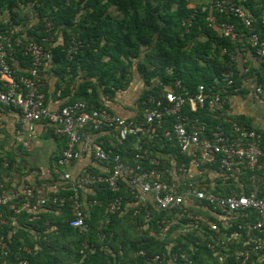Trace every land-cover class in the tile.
Listing matches in <instances>:
<instances>
[{"label":"trees","instance_id":"1","mask_svg":"<svg viewBox=\"0 0 264 264\" xmlns=\"http://www.w3.org/2000/svg\"><path fill=\"white\" fill-rule=\"evenodd\" d=\"M197 1L202 0H0V11L8 10L12 13L11 21L1 28L6 29L13 23L20 24V21H16L18 14L14 9L20 4H32L39 21L23 40L37 42L52 51V63L60 66L62 73L67 74L66 71L71 70L73 80L71 84H67L68 95L76 77L88 78L79 85L72 103L84 101L90 107L104 109L96 102L98 88L102 89L104 95L114 96L130 83L129 76H132L133 68L147 85L140 103L151 95L163 99V92L167 88L176 89L177 82L190 93H196L200 85L207 88L220 87L222 75L228 70L235 72L236 87V57L241 52V44L220 35L218 29L209 26L207 17L210 3L214 0H203L201 3ZM235 1L254 15L257 32L264 38V25L260 20L264 0ZM193 3H196L195 6H192ZM214 13L220 22L235 23L239 33H247L234 16ZM47 24L52 27L50 32H47ZM56 31L63 32V43H58ZM73 39L81 44L74 54L70 53ZM246 46V50L256 55L249 43ZM15 59L23 68L17 74H27L30 57L23 55V50L17 48ZM79 66L86 73L85 76L78 75ZM90 90H93L92 94ZM63 94L65 95L64 89ZM185 111L189 113V110ZM189 114L200 118L205 125L204 134L208 138L222 124L221 112H211L208 107ZM225 128L229 130V126L226 125ZM159 139H156V146L162 144L168 151H180L174 142ZM114 141L116 147L112 152L129 159V163L136 166L135 138L129 137L125 141L118 138ZM109 148L111 146L108 144L104 147L106 151ZM144 148L155 153V148L149 144H145ZM8 161L9 166L5 168L4 159L0 157V173L13 170V162ZM146 161L143 158L141 165L149 169ZM210 167L221 172L218 165ZM247 178L249 179V175ZM1 184L5 189L10 187L9 184ZM93 187L97 193L92 199L97 205L90 213L88 229L83 231L68 225V221L73 218L69 210L63 209L64 212L60 215L55 213L56 209L50 210L51 206L56 208L52 202L46 211L37 214L29 209L16 213L15 210L21 207V198L0 205V219L6 221L0 225V233L9 245L7 254L0 251V264H20L22 260H26L28 264H157L152 261L156 255L169 257L172 254H185L192 264H241L233 251L226 255L224 261L214 255L211 244L218 245L213 242L207 226L197 224L195 220L177 222L176 212L161 211L153 207H150L148 217L143 210L135 215L137 207H131L132 199L129 195L126 196L125 191L122 192L126 196L122 211L109 214V203L120 196V193L111 191L104 183ZM216 189L212 191L217 194L221 192L226 195L231 192L230 189ZM249 191L250 187L245 191L246 194ZM67 193L71 192H65L66 196L69 195ZM195 204V207L192 205L188 208L192 215L208 217L218 226L221 225V222L203 209L205 206L209 207L206 202L197 201ZM253 213L255 214L253 211L238 213L239 216L234 221L238 225L226 234L230 236L238 231L239 223L243 224L248 219L246 217H251ZM220 228L223 230L222 226ZM178 231L179 235L173 237ZM239 231L244 235L247 232L245 228ZM83 244L88 247L85 248ZM218 248L221 256L228 253L225 246L219 245ZM142 251L145 256L139 255ZM164 264L189 263L179 258L175 263H167L166 260Z\"/></svg>","mask_w":264,"mask_h":264},{"label":"built area","instance_id":"2","mask_svg":"<svg viewBox=\"0 0 264 264\" xmlns=\"http://www.w3.org/2000/svg\"><path fill=\"white\" fill-rule=\"evenodd\" d=\"M203 10L205 11L206 8ZM214 12L234 16L247 33H239L235 23L220 22ZM207 20L209 26L218 29L220 35L239 42L242 50L245 51L249 43L264 63V38L257 32L256 18L243 5L235 0H214L210 3ZM260 20L264 25V9ZM3 24H5L4 16L0 11V104L18 111L20 133L28 138L25 146L29 147L31 144L30 138L35 131L36 123L43 119L51 123L60 122L62 132L67 138V147L58 160L60 166H69L78 159L76 147L85 140L84 149H93L95 159L100 164L106 163L109 167L107 173L88 172L76 180L78 188L104 183L111 191L120 193V196L109 203L107 207L109 214L122 211L124 205L122 192L128 191L139 203L135 215L143 210L148 217L151 213L150 207L161 211H174L177 222L195 220V223L207 226L218 246L226 247L224 241H230L238 236L243 237L241 251L236 255L242 264H245L251 255L264 253V191L263 195L260 191L264 186L263 134L245 124L230 120L225 112V94L235 89L234 71L228 70L223 73L220 87L207 88L200 85L196 93H190L180 82H177L176 89L163 92V99L151 95L143 101L145 107L142 119H126L105 109L90 107L84 101H75L62 107L58 113H51L46 108L40 70L45 63L52 61V51L37 42L24 41L15 26L11 25L3 29L1 28ZM47 28V32L52 29L49 24ZM48 40L47 38L46 41ZM80 45L73 39L70 53H76ZM17 48L23 50V55L31 59L27 74H17L14 68ZM255 93L264 99V85L257 86ZM206 107L211 112H221L222 117V124L216 127L208 139L203 138L205 125L200 118L191 117L189 114L191 110L197 112ZM186 109L189 110L188 114ZM224 125L229 126V130ZM104 130L115 131L121 141L129 137L135 138L136 166L127 163L120 154L113 153L112 150L106 151L95 143L94 135ZM158 137L160 141L174 142L181 154L191 155V163L184 162L178 167V172L183 178L190 172L191 167L199 170L210 165H218L222 173L230 175L241 164L250 174L249 193L219 195L205 186H196L192 182L179 184L165 180L163 173L158 170L161 161L150 156L149 148H144L145 144L156 146ZM143 158L148 161L149 169L142 167ZM64 178L68 181L71 175L66 174ZM0 189V205L21 198V207L15 210L16 213L29 209L37 214L51 202L59 210L69 206L73 218L68 221V225L80 231L88 229L90 209L96 205L95 201L85 204L78 189L71 192L68 198L50 196L44 187L38 185L14 190L5 189L0 185ZM146 196H150V200ZM193 201L194 204L197 201H204L212 210L227 217L253 211L257 215V221L249 225L246 238L240 231H234L229 237L217 224L207 218L192 215L188 208L193 205ZM0 218H2L1 213ZM5 223L4 219H0V225ZM8 247L6 239L0 233V251L7 254ZM140 255L145 256V253L142 251ZM179 258L192 264L185 254H172L169 257L156 255L152 261L157 264H164L166 260L167 263H175ZM20 264H28V262L22 260Z\"/></svg>","mask_w":264,"mask_h":264},{"label":"crops","instance_id":"3","mask_svg":"<svg viewBox=\"0 0 264 264\" xmlns=\"http://www.w3.org/2000/svg\"><path fill=\"white\" fill-rule=\"evenodd\" d=\"M206 1L208 2L209 0ZM197 2L201 3L203 0ZM195 4L196 3H193L192 6H195ZM31 6L32 4L29 6L20 4L19 7L14 9V12L18 14L16 21H20V24L17 25L13 23V26L17 28L22 37L26 36L27 32L32 30L34 25L39 21L36 12ZM2 14L4 16L5 24L11 21L12 13L8 12V10H4ZM55 33L58 36V43H63V32L56 31ZM55 42H57V39H55ZM236 62L237 85L235 89L230 90L225 94V112L230 120L240 122L261 132L263 134L262 149L264 150V99L255 93L257 86L264 85V63L253 52L249 50L244 51L242 49L236 57ZM125 63L126 62L124 61V64ZM14 64L16 73L23 71L18 60ZM60 69V66L54 65L51 61L45 63L40 70V77L44 84L42 91L45 94L46 108L51 113H58L62 107L72 103L71 101L72 99H75L79 85L84 80H88V78L84 79L83 77H76L71 88V93L68 95L66 87L67 84H71L73 80V77L70 74L71 70L68 69L66 71L67 74H65V72L62 73ZM77 73L78 75L80 74L79 76L86 75L81 66H79ZM129 77H131L130 83H128L125 89L117 91L114 96H106L102 93V89L98 88L96 102L101 104L105 110L120 117L126 119H142L144 105L143 103H140V100L147 89V85L144 78L135 68L132 69V76L130 75ZM63 89L65 90V95L63 94ZM167 90H170V88H167ZM90 93L92 94L93 90H90ZM198 111L195 112L191 110L190 113H198ZM18 119L19 116L16 109L2 105L0 106V157L4 159L3 166L5 168L9 166L8 160L13 162V170L11 172L0 173V184H9V189L12 190L24 186L38 185L44 187L50 196L65 198H68V196L72 194L67 193V195H69L66 196L65 192H74L75 189H78L81 194V199L85 204L89 201H94L92 198L97 193L95 187L88 186L78 188L76 180L88 172H99L101 174L107 173L109 167L106 163L100 164L95 159L93 149H84L85 140H82L76 147V152L79 154L78 159L73 161L69 166H60L58 160L67 147V138L62 132L61 123H51L46 119L36 123L35 131L30 138L31 144L27 147L25 146V141L28 138L26 135L20 133ZM88 130L90 129L88 128ZM116 134L115 131L110 130L100 131L94 135V141L97 145H101L103 148L108 144L111 146L109 150H112L116 147V143H114V140L118 139ZM203 138L208 139V136L203 134ZM107 141L109 143H107ZM153 148H155V153L151 152L150 155L161 161L158 170L163 173L165 180L175 181L179 184L192 182L196 186H205L211 191L215 190L217 187H220L221 190L230 189L231 192L228 194L226 193V195H230L231 193L246 194L245 191L249 189L250 183L247 177L248 175L250 176V174L241 164H239L230 175L216 172L210 166L199 170L191 167L190 172H188L185 175V178H183L178 172V167L185 162L184 159L187 160L185 163H191V155L168 151L166 150V146L162 144L159 146H153ZM124 160L129 163V159ZM66 174L71 175V179L68 181L64 178ZM263 188L264 186L261 188V192L264 191ZM125 192L127 194L126 196L129 195L132 199L131 207L138 208L139 203L134 199L133 195L128 191ZM219 195L224 194L219 192ZM126 196L124 197L125 199ZM146 198L150 200V196H146ZM125 203L126 202L124 201V204ZM192 204L195 207L196 204H194V201ZM47 207L42 208L40 212L46 211L48 209ZM94 207L90 210L92 211ZM49 209H56L55 213L58 215L64 212V210H59L57 207L54 208L51 206ZM64 209L71 212L69 206ZM203 209L205 211L207 210L216 221L221 222L219 227L222 226L224 233H227L228 230L236 227V224L238 225V222L234 223L239 216L238 214L227 217L207 206ZM207 219L213 222L212 219H209L208 217ZM246 219L248 221L245 220L243 224L239 223L238 226L239 230L246 229L247 232L245 235L242 232L244 238L248 236L249 225L255 224V219L257 221V215L256 213H253L251 217H246ZM182 231L186 233L185 229H182ZM177 235H179V231L173 237H176ZM202 237L206 239V236L202 235ZM213 242L215 243L214 240ZM224 242V245H226L225 250L228 252L224 256H221V251L218 248L219 246L211 244L214 255L219 256L220 261H224L226 255H230L232 251L234 252V256L241 251L243 237H234L230 241L227 240ZM83 245L85 248L88 247L87 244ZM236 260L240 261L237 258ZM251 262L252 264H256V262L264 264V253L261 255H251L250 259L245 264H250Z\"/></svg>","mask_w":264,"mask_h":264}]
</instances>
